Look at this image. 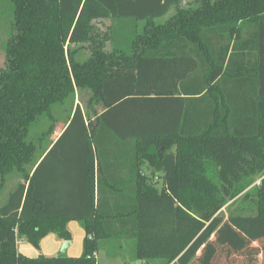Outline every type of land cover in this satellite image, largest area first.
<instances>
[{
  "label": "trees",
  "instance_id": "trees-1",
  "mask_svg": "<svg viewBox=\"0 0 264 264\" xmlns=\"http://www.w3.org/2000/svg\"><path fill=\"white\" fill-rule=\"evenodd\" d=\"M7 1L0 190L19 182L0 205V264H98L106 243L146 263L264 260V0ZM78 91L90 108L37 163L30 128ZM227 204L247 213L223 216ZM69 221L79 257L17 252L70 241Z\"/></svg>",
  "mask_w": 264,
  "mask_h": 264
},
{
  "label": "rangeland",
  "instance_id": "rangeland-1",
  "mask_svg": "<svg viewBox=\"0 0 264 264\" xmlns=\"http://www.w3.org/2000/svg\"><path fill=\"white\" fill-rule=\"evenodd\" d=\"M184 5V3H181V6ZM173 12H171L169 15H172ZM166 19V18H165ZM163 18V21L165 20ZM12 21L11 17V6L8 4L7 0H0V68L4 66V55L1 50L2 44L6 42V39L8 37V34L10 32V22ZM97 28L100 31H107L108 27L110 26V23L108 21L104 22H98ZM112 29V28H111ZM111 47L107 46V50H110ZM89 51L87 49L80 50V52L77 54L76 58L78 61H83L86 57L89 55ZM90 97L89 91H83V92H77L76 96L74 98V101L72 102H66L65 104L61 105H54L51 107V115L53 117V121L46 118V116H42L36 123L32 125V127L29 130V135L27 137V140L33 141L37 145V150L35 153V161L37 158H39L44 150L47 149L50 142L53 140V137L43 136V133L47 132L52 125H55L57 127L62 126L66 123V121L71 116L74 108L76 105H79L82 111H87L89 109L88 100ZM95 110L100 112L101 108L99 106H96ZM92 109V108H91ZM90 114H92V110H88ZM54 126V127H55ZM12 178H9L7 180L5 186L3 189L0 190V204L5 200L8 193L13 189L17 182H19L18 177L13 178V176H9ZM264 179L263 176L257 179L256 183L254 185H258L260 181ZM240 205L237 204H227L222 210L221 215L227 216L229 214H245L246 211L241 210ZM250 214V213H249ZM255 247V246H254ZM252 255V256H251ZM216 264H264V260L262 256H256L255 250L251 253H241V254H235L232 255L230 258L225 257L222 253L218 254Z\"/></svg>",
  "mask_w": 264,
  "mask_h": 264
},
{
  "label": "crops",
  "instance_id": "crops-1",
  "mask_svg": "<svg viewBox=\"0 0 264 264\" xmlns=\"http://www.w3.org/2000/svg\"><path fill=\"white\" fill-rule=\"evenodd\" d=\"M70 118L71 116L62 126L60 127L55 126L54 133L51 136V137L54 136L53 140L50 142L47 149L42 152L41 156L37 158L36 161L37 163H39V161L51 149L52 145L62 135V133L69 124ZM111 143L109 146L110 162L113 156V148L111 147ZM104 154L107 157V147L105 148ZM103 162L106 163V168H107L109 161L104 159ZM153 181L157 185V187H160L162 185L160 173L154 174ZM4 202L5 200L0 205H2ZM67 229L71 233L70 241H64L57 238L54 234H48L41 240L39 250H36L33 246L26 243L24 240H20L17 242V252L22 256L30 259H36L39 256L55 257L57 255H64L71 258L79 257L82 253V244L85 238V232L77 221H69L67 223ZM132 252H133L132 245L126 247V245L123 243H119V244L106 243L104 246V250H101L96 255V258L98 264H161V262L146 263L144 261H135Z\"/></svg>",
  "mask_w": 264,
  "mask_h": 264
}]
</instances>
